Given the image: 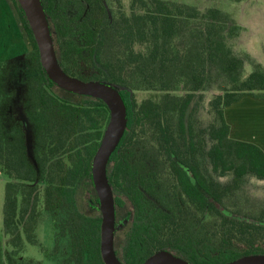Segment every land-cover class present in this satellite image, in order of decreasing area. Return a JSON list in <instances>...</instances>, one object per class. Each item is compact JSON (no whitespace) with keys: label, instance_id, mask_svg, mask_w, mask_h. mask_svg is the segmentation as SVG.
<instances>
[{"label":"trees","instance_id":"1","mask_svg":"<svg viewBox=\"0 0 264 264\" xmlns=\"http://www.w3.org/2000/svg\"><path fill=\"white\" fill-rule=\"evenodd\" d=\"M11 1L32 46L24 106L33 135L29 159L20 128L4 133L0 126V171L9 178L2 232L11 245L34 243L40 207L57 214L56 237L67 238L60 264H103L90 161L107 108L46 76L24 14ZM199 1L128 0L124 8L121 0H40L61 69L115 86L125 106V127L105 166L112 245L124 264H140L158 249L195 264L264 254V208L242 215L234 207L247 177L264 180V153L229 137L223 117L243 93L264 91V67L228 45L238 24ZM245 63L251 68L243 74ZM212 85L210 118L201 126L199 90ZM137 91L152 96L136 101ZM80 194L90 211L80 210ZM123 203L126 218L117 220Z\"/></svg>","mask_w":264,"mask_h":264},{"label":"rangeland","instance_id":"2","mask_svg":"<svg viewBox=\"0 0 264 264\" xmlns=\"http://www.w3.org/2000/svg\"><path fill=\"white\" fill-rule=\"evenodd\" d=\"M105 2L112 6L111 0ZM121 3L126 8L128 0H121ZM198 4L200 7L214 6L228 14L240 27L237 34L227 40L228 45L234 53L246 54L264 67V0H202ZM31 48L12 1L0 0V126L4 133L15 127L20 128L29 159H31L33 123L25 112L24 101L25 85L31 73L28 58ZM250 68L251 66L245 63L242 73L245 74ZM215 91V85L199 90L202 95L198 106L201 126H206L210 118L207 100ZM151 94L149 91H137L134 97L139 101L152 96ZM255 111L259 116H256ZM238 116L240 121L244 119V123L240 122V124L245 127L244 132L247 137H255L249 138L248 142L264 141V101L256 110L250 106L241 108ZM226 179L227 176L218 178L221 182ZM7 180L9 178L0 171V264H60L68 254V247L66 237H56L58 216L55 212L49 213L39 207L34 227V243L22 241L14 246L7 242V237L2 232L1 217L3 188ZM36 185L41 188L42 183L37 182ZM236 194L234 207L240 210L242 215V212L253 213L264 208V180L249 176ZM78 202L81 211H90L85 195L80 194ZM126 212L127 205L123 203L121 208H118L117 220L125 217ZM202 219L205 220L206 217L202 216Z\"/></svg>","mask_w":264,"mask_h":264},{"label":"water","instance_id":"3","mask_svg":"<svg viewBox=\"0 0 264 264\" xmlns=\"http://www.w3.org/2000/svg\"><path fill=\"white\" fill-rule=\"evenodd\" d=\"M34 39L40 66L46 76L62 90L100 99L108 117L98 145L90 161V176L100 214L98 249L103 264H124L115 255L112 245L114 206L111 188L105 175L109 155L117 145L125 127V106L117 88L107 82L81 80L65 73L54 54L50 32L40 0H17ZM140 264H195L158 249ZM220 264H264V254H248Z\"/></svg>","mask_w":264,"mask_h":264},{"label":"crops","instance_id":"4","mask_svg":"<svg viewBox=\"0 0 264 264\" xmlns=\"http://www.w3.org/2000/svg\"><path fill=\"white\" fill-rule=\"evenodd\" d=\"M257 94H259L260 96ZM263 101H264V91L245 93V94L240 95L237 100H235L234 102H232L229 105L224 107L223 117H224L225 122L229 126V132H228L229 137H231L233 139L243 140V141H249L250 140L249 138H255L253 136L247 137V135L244 132L245 127H243V125L240 124V122L244 123V119L242 121H240L238 114H239V111L241 108L245 109L247 106L254 107L256 110V108H258L260 103ZM257 113L258 112H256V116H259V114H257ZM256 116H254V117H256ZM248 117H250V116H248ZM252 141H253V139H252ZM253 142L264 153V141L263 140H258V141L254 140Z\"/></svg>","mask_w":264,"mask_h":264}]
</instances>
